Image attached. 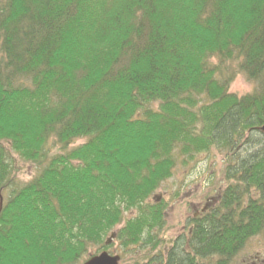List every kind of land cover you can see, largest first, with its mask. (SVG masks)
Returning <instances> with one entry per match:
<instances>
[{
  "label": "trees",
  "instance_id": "16d2710c",
  "mask_svg": "<svg viewBox=\"0 0 264 264\" xmlns=\"http://www.w3.org/2000/svg\"><path fill=\"white\" fill-rule=\"evenodd\" d=\"M263 127L264 0H0V264L155 248L154 194L212 150L218 202L135 264H232L264 239Z\"/></svg>",
  "mask_w": 264,
  "mask_h": 264
},
{
  "label": "rangeland",
  "instance_id": "374dc122",
  "mask_svg": "<svg viewBox=\"0 0 264 264\" xmlns=\"http://www.w3.org/2000/svg\"><path fill=\"white\" fill-rule=\"evenodd\" d=\"M253 87V83L249 82L244 75L239 74L232 82L229 93L243 96L250 93ZM79 144H82V141H79L75 146ZM227 156L228 153L212 150L210 153L198 155L186 165L177 163L174 176L160 186L152 199L154 201L162 200L165 209V224L162 230L156 228L153 231L159 238L158 246L155 248L153 246L142 247L143 250L135 251V253L132 251L122 254L119 243L112 236L105 241L109 248L107 253L112 256H120V264L148 262L149 260L144 259L146 256L153 254L152 258H158L161 251L165 254L164 249H170L176 238L187 235L188 230L192 227V219L198 217L211 205L216 204L219 200L218 194L228 187L229 183L224 176ZM16 169L17 180L22 182L31 180L37 172L33 165L19 163V161H17ZM135 213L133 211L127 214V218L133 217ZM121 227L119 226V228ZM99 250L100 248L92 247L86 253L85 259L88 261L92 257L101 255L103 252L98 253ZM232 264H264L263 237L259 236L251 240L244 250L234 258Z\"/></svg>",
  "mask_w": 264,
  "mask_h": 264
},
{
  "label": "water",
  "instance_id": "95a60500",
  "mask_svg": "<svg viewBox=\"0 0 264 264\" xmlns=\"http://www.w3.org/2000/svg\"><path fill=\"white\" fill-rule=\"evenodd\" d=\"M264 131V127L262 129ZM3 209V199L0 196V214ZM120 257L119 256H110L108 253H102L99 256L92 257L88 260L85 264H120Z\"/></svg>",
  "mask_w": 264,
  "mask_h": 264
}]
</instances>
